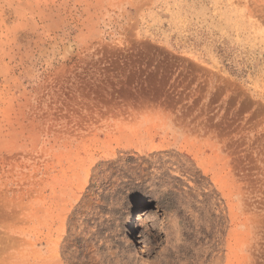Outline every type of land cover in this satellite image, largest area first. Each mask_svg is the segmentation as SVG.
I'll list each match as a JSON object with an SVG mask.
<instances>
[{
	"label": "rangeland",
	"instance_id": "obj_1",
	"mask_svg": "<svg viewBox=\"0 0 264 264\" xmlns=\"http://www.w3.org/2000/svg\"><path fill=\"white\" fill-rule=\"evenodd\" d=\"M0 264H264V0H0Z\"/></svg>",
	"mask_w": 264,
	"mask_h": 264
}]
</instances>
